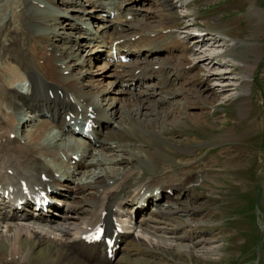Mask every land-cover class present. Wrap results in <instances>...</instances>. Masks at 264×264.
Segmentation results:
<instances>
[{
  "label": "bare ground",
  "instance_id": "6f19581e",
  "mask_svg": "<svg viewBox=\"0 0 264 264\" xmlns=\"http://www.w3.org/2000/svg\"><path fill=\"white\" fill-rule=\"evenodd\" d=\"M18 1L20 4L22 3L23 14L25 18L27 17L28 36L25 40L21 41L17 39L9 40L10 38L6 37L0 39V126L2 128V132H0V166L2 163L3 167H11L14 162H20L31 170L29 171V175L32 180H35L33 177L34 170L43 167L51 171V169L56 167H51L48 163L44 162L43 156H48L55 163H62L59 156L61 154L64 155L67 166L65 165V171H60V176L57 177L59 179L58 184L54 182L56 180L54 177H50L49 181H47L50 186V195L55 200H62L58 196L60 194L58 190L60 187L58 186L65 188L63 194L71 196L73 186H66V178L74 175L73 172L75 171L83 174L88 173V178L91 180H87V182H74L76 183L74 185L75 190L77 189L78 193H83L88 188H94L93 186L96 182L99 183L106 177L108 179L110 175L115 176L110 187L103 184L104 187H107L104 190L108 191H105L102 197L100 195L101 199L99 197L98 201L96 199L95 201H90L86 198L81 201L84 205V208L82 207L81 209L88 211V216L91 215L89 219L90 225L97 221H103L107 212L111 211L110 205H115V209L111 213L117 215L119 217L117 220L123 223L124 219H120L119 208L122 203L132 201L133 197L136 198V201L140 197L142 200L148 199V197H154L157 200L159 197L162 198L164 193V196L168 198L166 200L167 203H172L174 200L177 201L179 199L177 197L179 196L178 194L186 191L190 181L196 182L199 180L194 174L190 177L183 175L179 178L173 173L166 174L163 177L166 179L162 182L166 185L154 180L151 182V179L143 181L142 185L137 183V185H141L140 188L134 191L136 195L128 199L126 196H129L127 192L129 190L126 191V181L122 179L117 180L118 175L121 178L124 177L122 175L126 169L120 173L116 172L117 169L124 167L127 163H132L136 159H139L140 154L137 146L138 144L141 145V143H152L153 156H158V158L164 156V159L165 157L166 159H171L167 153L173 156L185 154L178 151L181 148L180 145H182L181 140L168 138L166 134L175 128L177 130L186 128L188 122L198 127L206 124L204 119L205 112H202V114H189V112L187 113L183 110L182 116H178L181 110L177 109L178 104L182 103L183 107L190 106L191 99L187 101L188 96H184L185 98L183 97L179 100L178 95L182 94L181 90L183 91V89L175 84L172 85L168 80L167 71L168 68H172V66H169L170 64L161 61L160 57L148 59L149 56L158 53L161 48H174L172 42L169 43L168 41L176 39L177 36L170 28H167V30L160 29V31H153L155 28L150 25L145 28V25L142 23H146L148 18L152 19L153 17L152 15L148 17L147 15L149 14L140 11L138 7L137 9L132 8L131 0H58L59 3L67 5L66 8L58 5L57 0ZM151 3L159 10L160 18H162L163 14H160L163 11L164 15L166 14V19L169 17L166 11L169 4L168 0H152ZM163 19L165 20L164 17ZM62 20L66 21L62 23ZM150 22L152 23V21ZM85 24L88 27L84 29ZM167 24L168 21H166V26ZM1 27L6 30L7 25L3 24ZM59 27H62L58 37L61 46L55 43ZM72 27L79 30L77 35L70 32ZM127 29H133L134 32L129 33L130 35L123 34V31ZM199 30H205V28H200ZM62 33L66 34V37L62 36ZM211 35L212 32L205 30L203 34L198 35L205 38L196 37L193 41L194 43H199V45L205 44L206 39L211 37ZM82 39H85L86 43ZM137 39L139 42H148V49L150 50H145L141 53L135 52L138 48H134L136 45L133 42ZM3 40L6 41L5 44L4 42L2 43ZM30 41L34 44V48L39 46L43 49L42 54L37 55L28 50ZM199 41L203 42L200 43ZM182 42L184 41L180 40L181 46H183ZM84 45H90L87 50L89 52L87 53V51L83 50L85 55H83V58H80L82 55H78V51ZM156 45L158 46L155 47ZM8 46H12L19 51L23 50L22 52L25 54L24 59H18L12 52L8 54L9 51L6 48ZM112 47L116 49V54L120 52L130 57L135 56L136 61H131L130 59L127 62H121L118 58L109 60L108 57L111 56ZM182 48L185 49L186 46ZM232 52L233 49L229 47L220 56H228L232 59L241 56L238 54V56L233 55ZM182 53L186 54L185 51H182ZM1 54H5V59H3ZM185 54L184 57H186ZM216 55L218 54L207 53L206 58L208 59L206 61L208 63L213 61V57H216ZM202 57H204V54ZM202 57L201 55L196 57L198 59L196 64ZM99 59L100 61L98 62ZM92 61H96L95 64H98V70L96 69L98 74L95 77L91 75L88 68ZM155 64L156 67L154 68L153 65ZM129 66L131 68L127 69L126 67ZM190 66H193V63L187 64V67ZM87 76H89V79H86ZM98 76H112L114 79L106 83V85L100 86L101 80L96 78ZM108 78L111 80L110 77ZM206 79L209 80L210 77H206ZM24 80L26 81L25 84L23 83ZM199 84L193 89L198 97L205 98L210 96V93L216 91L209 84L202 85V82ZM23 86L25 87L24 90H22ZM88 86L96 89L92 91L86 88ZM136 86H139L138 89H135ZM225 86L234 85L232 83H225ZM49 91L52 92L51 96L49 95ZM124 93L128 95L127 100L129 99V102L126 100V97H120ZM151 95L155 96L151 98ZM69 96L71 99H69ZM240 98L236 97V99L232 100V102H238V108L243 107L244 104ZM227 101L229 100L227 99ZM44 110L49 112L50 117L44 115ZM28 112L35 113L36 117H34L32 123L26 124L28 127L24 131L23 139L20 142V138L16 137V132L19 129L17 127L30 121L29 118L28 120L26 118ZM89 112L93 114L92 119L97 125L93 131L94 137L92 140L82 135L79 131L76 132L74 129L77 125L81 124V119L78 116L86 118ZM5 116H7V119H5ZM71 121L72 123H70ZM51 126L56 127V133L49 130ZM100 128H104V131H100ZM194 129L192 128V131ZM9 132L14 133L12 139L8 136ZM49 132H51L50 136L61 138L63 140L62 143L53 142L50 138H44V135ZM228 132L230 130L224 129L220 134L214 135L209 141L216 144L228 143L229 138L234 135H230ZM14 138H17L16 142H14ZM96 141L98 142L99 149L95 156L91 155V152L97 148L92 147L90 150H87V157L90 156L91 160L88 161L85 157H82L83 160L80 159V156L84 155L83 150L80 149L79 161H74L75 164L74 162L70 163L72 153H77L80 144L83 146L92 145ZM104 148L109 153H114V157L111 159L98 158L99 153H101L100 150ZM193 148L195 150L199 149V144L187 145V147L182 149L190 151ZM79 164L80 166H78ZM166 166H170V164ZM186 166L187 164L183 168ZM80 167H85L86 169L81 170ZM93 167L94 169L90 170ZM98 167L102 169L103 174L99 170L96 171L95 168ZM14 177L16 176L14 175ZM158 178L161 177L159 176ZM39 183L43 182L39 180ZM158 185L160 187L163 186V189L154 187ZM153 187L156 190L154 193L152 192ZM167 188L173 190L171 195L164 192ZM148 191L149 193L147 194ZM116 193H122L123 195L115 196ZM68 200L67 197L63 199L66 211L69 210L68 208L71 210L73 208L72 203L76 201ZM160 204V201H156L158 209H155L154 215H159L158 213L167 214L177 209L180 210L179 204H173L172 209H165L162 212L163 208H160ZM4 205L8 204L5 203ZM53 205L57 207L56 204ZM74 206L81 207V205ZM104 209L107 210L103 217H101V212ZM4 210L6 209L4 208ZM138 210L142 211L143 207L140 206ZM51 212V217L42 216L40 213L34 216L29 212V215L26 214V216L32 217L35 220L33 221L34 224L24 226V223L13 220L16 216V211H0V225L4 228L3 231L5 233L0 238V264H47L56 262L52 259L59 258L66 260L65 263L80 260L83 264H107L109 259L105 256L104 245L102 243L84 244L78 236L80 232L85 231L87 223H84L88 220L82 221L84 224L83 229H85L77 234V243L70 238L66 240L67 235L65 234H67L68 229L63 228L61 225H56L54 226L55 228L50 225L55 220L54 214L56 213L54 210H51ZM131 220L132 216L129 214L127 221ZM150 220L154 219L150 218ZM147 225L148 227L150 226L149 224ZM156 225H151L150 227L159 228ZM199 226L205 225L201 224ZM122 227L128 229L129 226L124 224ZM193 227H198V225H193ZM68 234L73 235L70 232ZM110 234L108 233V235ZM192 234L189 233V236H187L188 241L189 239L192 240L190 236ZM150 243L152 246L154 245L155 249H160L158 243L155 244L151 240ZM137 247L138 244H134V248ZM130 260L127 261L128 264H135V261L131 262Z\"/></svg>",
  "mask_w": 264,
  "mask_h": 264
},
{
  "label": "rangeland",
  "instance_id": "374dc122",
  "mask_svg": "<svg viewBox=\"0 0 264 264\" xmlns=\"http://www.w3.org/2000/svg\"><path fill=\"white\" fill-rule=\"evenodd\" d=\"M148 1L149 4H152V0ZM0 2V39L6 37L10 38L9 40H25L28 36V24L27 17L25 18L23 14L24 9L22 8V3L20 4L18 0H0ZM207 2H211V0H200V3ZM168 3L169 4L167 5V10H169L171 5L169 1ZM175 3V1H172V4ZM57 4L60 5L61 2L59 3L57 0ZM149 4L145 0H136L134 5L138 7H146V10L152 11L153 6L150 5L149 7ZM147 7L149 8L147 9ZM232 7H238L239 10H242L240 11L241 16L251 17L252 21H250L249 25H247L246 20L242 18L236 19L237 25H235L234 22L225 21L222 17H218V12H214L211 15H206L208 17L204 19L202 23L212 24L214 27L226 30V32H228L230 36L238 38L239 40L245 39L247 40V43L252 41L259 43V48H257L258 44H255L250 50H245L244 53L238 51L237 54L241 56L236 57L233 61H229L230 63L235 64L234 67H236L237 69L233 68L230 63L226 64L214 62L210 70L208 62L206 61L208 59L206 58V54L212 52L213 50L209 51L205 48L202 50L204 57H202V55V59L196 64V61L198 60L196 57L200 56L199 53L201 51L196 47L192 48L190 45L185 44L186 40H182L184 41L182 42V44L183 46H186V49L190 50V54H193V56L188 57L185 53L181 52V54L179 51L174 50V52L177 51L175 52L176 54H169L168 57L165 58L166 61H171L174 64H185L186 62L193 63V66L195 67V70L192 72V76L197 80H191L189 74L192 70L188 68L180 69L181 75H183V80H180V82H182L184 89L181 87L183 91L181 90L182 94L178 95V98L180 100V98L188 96L187 101L191 99V104L190 106L183 107L184 105L182 103H179L177 109L181 110L179 111L178 116H182V112L184 111L187 113L189 112V114H202V112H205L204 119L206 121V124L198 127L197 125L188 122V126L186 128H181L178 130L175 128L170 131V134H166L167 136L165 135L166 137L171 139H178V141L181 140L182 145H180L181 148L178 149V151L185 153L179 154L183 155V157L177 155L173 156L167 153V155H169L171 159H168V161L166 159L165 162L158 166L167 168L155 169V165L149 162V160L153 161V159L158 158V156H153V144L141 143V145L138 144L137 146L140 154L139 159H136L132 163H127L124 167H120V169H117L116 171L117 173H120L126 169V172L124 171L122 175L124 177L121 178L118 175L117 180L122 179L126 181L127 179H129L130 184H133V181L136 180V183L141 184L143 181H145L143 180L144 176H140V174L130 168V166H132L134 167L133 169H136V166H133V164L139 165L140 162V165L143 169L150 172H152V170L154 169L155 173L158 175L156 177L151 176L146 181H149L151 179V182H153L154 180L155 182L164 184L162 182L165 181L166 178L163 177H165L166 174L173 173L177 176V178L183 175L190 177L193 176L191 171H195L193 168L199 167V169L203 171L204 177H201V172L198 170L200 173V179L196 182L190 181L189 186H191L192 183H194L192 185L196 186L198 182L201 187H204V189L192 191L194 187H191L192 190L188 188L186 190L187 192L183 191L182 194H178L179 198L181 199L180 202L178 199L177 201L174 200L172 203H167L166 200L168 198H166L165 196L160 199L163 210L172 209L173 204H179L178 207H180V210L183 211L184 214L181 211H177V209L167 214L158 213L159 215H150V210H152L156 206L148 201L142 213L140 212L133 216L132 221L128 223V225H130L128 233L130 234L126 235V238H122V240L120 241V247L117 248L116 255L109 264H126L130 259L131 262L135 261V264H264V0H225L224 8L226 10H223L224 13L226 15L229 14ZM254 7L257 8L256 11L260 12L259 14H255L250 10ZM214 9H220V6L217 2L215 3ZM259 9H261V11ZM146 10L142 12H146V14H149V12ZM178 11L180 10L178 9ZM187 11H189V9H187ZM160 15H162V18H160L159 16V21L153 15L152 19L148 18L150 15H147L148 23L146 21V23L144 22L142 24L145 25V28H147V26L149 25L155 28L153 31H160V29L167 30V28L169 29L170 25H174L169 20V14V17H167V19L165 16L166 14L164 15V11L161 12ZM182 16L185 17V14H182ZM163 17L165 18V20L163 19ZM4 18L5 20H3ZM2 21H4V23H1ZM65 21L66 20H63L62 23H64ZM150 21H152V23ZM166 21H168L167 26ZM179 23L181 24L180 27H183L181 30L185 31V35L187 36L188 33L190 35V31L187 30L188 26L189 29H194L193 27H195L194 25L196 24V21L193 20ZM3 24L7 25L6 30L1 27ZM61 28L62 27H59V33H57V38L55 39V43L59 46H61L60 42L58 43V37L61 33ZM136 28L139 30L138 27ZM205 30L207 32H211L206 28ZM132 32H134L133 29H127L123 31V34L126 33L125 35H130ZM181 34L183 33H178V35ZM65 35L66 34H63L62 36ZM196 37L205 38L198 35L192 36V43H194L193 39ZM5 40H3L2 43L4 42L5 44ZM172 40L168 42L171 43ZM133 43L136 45V47L134 48H138L137 50H135V52L137 53H141L145 50H150L148 49V42H139L137 39ZM157 46L158 45H156L155 47ZM6 48L9 51L8 54L12 52L18 59H24L25 54L24 52H22L23 50L19 51L18 49H14L12 46H8ZM234 48H239L238 50H240L241 48H245V42H242ZM2 49L4 50V48ZM28 50L34 52L37 55H40L43 52V49H41L39 46L34 48V44L31 41L30 45L28 46ZM160 51L149 56L148 59L159 57L158 55ZM233 51L236 52L235 50ZM179 54L180 57L186 59V61L184 59H179ZM184 54L188 59L184 57ZM1 56H3V59H5V54H1ZM80 58H83V56H80ZM216 59L220 62L222 61L219 60V58ZM131 61H136V57L132 56ZM94 63L95 61H92L89 70L92 69L90 72H95V75H97L98 64ZM240 63L241 66H239ZM174 64H170L169 66H172V68H168V70H177L178 66ZM228 65L233 69H231ZM126 68L130 69L131 67L129 66ZM108 77H110L111 80H109ZM108 77L98 76L96 78L101 80V83H99V85L104 86L106 85V83H108L109 81H113L114 79L112 76ZM206 77H210V79L208 80L206 79ZM86 79H89V76H87ZM194 82L196 83L192 84ZM200 82H202V85L209 84L214 89H216V91L214 93H210V96H207L205 98L203 97L204 99L202 97H198L194 93L193 89L194 87H197V85H200ZM225 83H232V85L234 86H225ZM176 86L179 85L177 84ZM172 87L175 88L174 86ZM86 88L92 91L96 89L92 87L90 88L89 86ZM120 97H124V95ZM236 97H241L240 99H242L244 103L243 107L245 106L244 109L243 107L238 108V102H232V100L236 99ZM227 99L229 101H227ZM127 101L129 102V99ZM5 119H7V116H5ZM233 120L236 121H234V123H231V121ZM20 126L21 124L17 127V129L20 128ZM192 128L195 129L192 131ZM224 129L230 130V132H228L230 135L234 134L229 138L228 143L216 144L215 142L209 141L214 135L220 134V132H222V130ZM0 132H2L1 126ZM200 141L202 142L201 144H199L201 146H199V149H192L194 150V152L187 153V151L182 149L187 145L192 146L193 144H198L200 143ZM204 145H215L217 147L209 150L208 152H204V157H206L207 159L197 160L194 155L199 154L198 156H202L203 153L201 151L203 150ZM93 151L97 152L98 150ZM99 154L102 156L99 155L98 158L104 157L103 159H111L112 157H114V153H109L107 149L102 150V152ZM173 158L179 163L176 161L174 162L172 160ZM185 158L189 159L184 160ZM87 160H91V157L88 156ZM169 163L170 167L166 166ZM185 164H187V166L183 168ZM202 164H206L207 167L202 168ZM78 166H80V164ZM100 167L95 169L96 171L99 170L103 174L104 172H102V169ZM93 169L94 167L90 170ZM74 176L75 178H79L78 182H87V180L91 181L90 178H88V173H78ZM159 176L161 178H158ZM112 177L113 176L110 175L109 178ZM55 179L56 180H54V182H57L58 184L59 179L57 177ZM106 179L107 177L101 180L104 182L102 183V185L104 184V186L108 185V183H106ZM101 181L99 183H101ZM74 182L75 181L72 180L71 184L69 185L67 183L66 186H73L72 190L78 193L77 189L75 190L74 185L76 183ZM99 183L96 182L93 186V191H98V198H96V200L99 199L100 195L102 197L105 191H108L104 190L107 187L98 189ZM141 185H138V187L135 185L136 189H139ZM99 186H101V184H99ZM129 187L130 189L132 188L131 185ZM154 187L163 189V186L160 187L159 185ZM102 190L104 191L102 192ZM84 192H87V195H84ZM84 192L81 193L80 198L75 199L76 201L72 203L73 208L71 209V211L74 212L73 216L62 217L56 215L58 222H52L53 226H56V224H58L63 228L68 229L67 234H65L67 235L66 240L70 238L72 241L75 240V242L77 243V234L81 230L85 229H83L84 224L87 223L86 225H88L90 222L89 219L91 218V215L88 216V211H85V209H81L82 207L84 208V205L83 203H81V201L86 198H91L93 196V192H88L87 189ZM171 192L172 191L169 192L170 195ZM180 192H182V190H180ZM134 195H136V193L133 192L132 196ZM190 195L193 196V199H190ZM132 196H126V198L130 199ZM88 200L95 201L91 199ZM71 201H73V199H71ZM219 202L223 204L220 205ZM130 204L131 203H128V205ZM74 205H81V207H75ZM128 208H130V206H128ZM68 209L70 210V208ZM157 209L158 207L156 208V210ZM56 210V212H60V214L63 215L69 214V212L64 211L63 208H58ZM83 212L87 213V216H83L81 214ZM131 213L133 214L132 210ZM142 215L143 217L151 216L154 220H148V224L150 226H154L157 223L156 226H159V228H156V230H154L150 226L148 227V225L142 223ZM207 217L210 219H208ZM214 219H217L215 221L220 222L221 224H224L226 221V226L224 225L218 227L220 232L216 231V226L214 225L209 226L203 224L205 226H199L201 224H197L198 227L195 228L189 225V223L193 224L195 222L198 223L209 221L211 224L213 223L211 220ZM84 220L88 221L85 222ZM82 221L85 223L83 224ZM180 223L186 224V227L184 229L181 228ZM24 224V226H26L29 223ZM3 230L4 228L2 227V231ZM2 231H0V238L5 234L4 231ZM70 231H74L73 233H70L74 236L68 234ZM131 232L134 236H131ZM189 233H193L192 235H190L192 240L194 239V237H196L193 241L190 239L189 241L187 240V236H189ZM259 235L261 236L259 237ZM144 239L147 241H145ZM148 239H150L151 242L155 244L158 243L160 249H155V247H153L154 245L152 246L150 240L148 241ZM127 240H130L133 243L135 242L134 244H138V247L136 249H131V244L128 243ZM240 249H242L241 252H239ZM12 260L16 261L14 259Z\"/></svg>",
  "mask_w": 264,
  "mask_h": 264
}]
</instances>
